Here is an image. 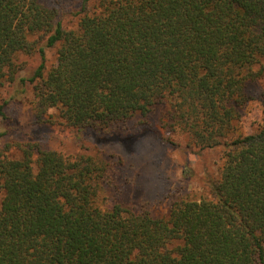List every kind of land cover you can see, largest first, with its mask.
<instances>
[{
  "label": "trees",
  "instance_id": "1",
  "mask_svg": "<svg viewBox=\"0 0 264 264\" xmlns=\"http://www.w3.org/2000/svg\"><path fill=\"white\" fill-rule=\"evenodd\" d=\"M78 14L69 28L41 0H0V87L14 85L0 97V148L13 131L6 107L30 83L38 120L100 145L167 103L188 148L220 149L219 170L207 196L155 214L110 200L116 153L6 146L0 264H264V118L250 132L242 124L251 100L264 106V0H84Z\"/></svg>",
  "mask_w": 264,
  "mask_h": 264
},
{
  "label": "rangeland",
  "instance_id": "2",
  "mask_svg": "<svg viewBox=\"0 0 264 264\" xmlns=\"http://www.w3.org/2000/svg\"><path fill=\"white\" fill-rule=\"evenodd\" d=\"M45 5L56 8L58 16H63L69 28H76L84 0H41ZM57 61L56 50L47 51V64L52 66ZM20 63L38 65V53L20 55ZM25 92L11 98L6 110L14 120L8 124L13 131L4 136L0 150L18 154V142H39L45 148H53L68 155L98 154L110 158L112 153L120 155L122 163L113 173V185L108 187L107 195L112 202L119 201L130 207H141L144 202L155 214L168 211L173 198L199 199L207 196L205 186L208 174L216 176L220 165L219 148L197 152L188 148V137L177 128H172L170 107L157 105L147 117L136 116L122 125V129L133 133L111 144H96L93 138H76L75 132L59 122L40 121L36 117L37 97L34 84H27ZM259 86L254 85L253 90ZM14 85L6 82L0 87L1 99L12 97ZM264 118V106L253 99L245 107L242 124L245 131H252ZM173 126V124H172ZM168 141H175L178 146H170ZM186 165L193 168L192 177L183 173ZM4 191L0 189V205Z\"/></svg>",
  "mask_w": 264,
  "mask_h": 264
}]
</instances>
